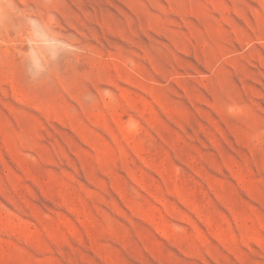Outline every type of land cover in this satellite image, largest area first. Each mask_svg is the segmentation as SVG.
<instances>
[{"label":"rangeland","instance_id":"1","mask_svg":"<svg viewBox=\"0 0 264 264\" xmlns=\"http://www.w3.org/2000/svg\"><path fill=\"white\" fill-rule=\"evenodd\" d=\"M0 264H264V0H0Z\"/></svg>","mask_w":264,"mask_h":264}]
</instances>
